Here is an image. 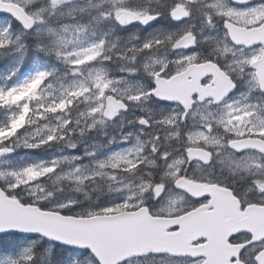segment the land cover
I'll return each instance as SVG.
<instances>
[{
  "label": "snow or ice",
  "instance_id": "6c2138e0",
  "mask_svg": "<svg viewBox=\"0 0 264 264\" xmlns=\"http://www.w3.org/2000/svg\"><path fill=\"white\" fill-rule=\"evenodd\" d=\"M0 264H264V0H0Z\"/></svg>",
  "mask_w": 264,
  "mask_h": 264
}]
</instances>
